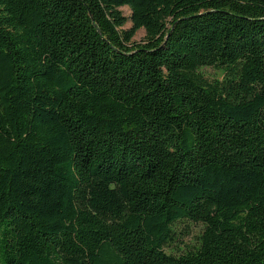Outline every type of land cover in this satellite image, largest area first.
I'll use <instances>...</instances> for the list:
<instances>
[{
    "label": "trees",
    "instance_id": "1",
    "mask_svg": "<svg viewBox=\"0 0 264 264\" xmlns=\"http://www.w3.org/2000/svg\"><path fill=\"white\" fill-rule=\"evenodd\" d=\"M0 264H264V0H0Z\"/></svg>",
    "mask_w": 264,
    "mask_h": 264
},
{
    "label": "rangeland",
    "instance_id": "2",
    "mask_svg": "<svg viewBox=\"0 0 264 264\" xmlns=\"http://www.w3.org/2000/svg\"><path fill=\"white\" fill-rule=\"evenodd\" d=\"M123 14L127 17H130V11L127 8L121 9ZM132 27V24L128 22L122 29L128 30ZM146 33L144 30H141L137 33V35L134 38V42L137 44H141L145 40ZM205 76L209 79H222L223 78V72L218 71L212 68H206L202 70ZM178 232L185 233L183 236L181 235L179 237V240L177 242V245L180 249H185L187 247L197 246L199 242V237L202 234V226L200 225H194V224H187L180 226V229ZM180 235V234H179Z\"/></svg>",
    "mask_w": 264,
    "mask_h": 264
}]
</instances>
